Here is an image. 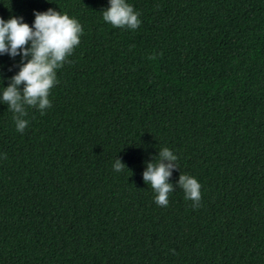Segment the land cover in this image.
Returning a JSON list of instances; mask_svg holds the SVG:
<instances>
[{"label": "trees", "instance_id": "trees-1", "mask_svg": "<svg viewBox=\"0 0 264 264\" xmlns=\"http://www.w3.org/2000/svg\"><path fill=\"white\" fill-rule=\"evenodd\" d=\"M126 3L136 29L104 21L110 0H0L83 28L22 133L2 100L22 54H0V264H264V0ZM165 147L167 207L143 178Z\"/></svg>", "mask_w": 264, "mask_h": 264}, {"label": "clouds", "instance_id": "clouds-1", "mask_svg": "<svg viewBox=\"0 0 264 264\" xmlns=\"http://www.w3.org/2000/svg\"><path fill=\"white\" fill-rule=\"evenodd\" d=\"M139 15L126 0H110V7L104 11L103 19L114 27L136 29L141 23ZM82 32L78 20L54 9L35 12L34 25L31 26L24 23L22 17H13L8 21L0 18V54H9L13 58L22 54L23 58L18 74L11 78L10 85L2 93L4 104L16 114L14 118L18 132L22 133L28 126V121L23 119L27 115L25 106L39 108L42 113L52 106L49 95L58 82L57 70L63 67L79 45ZM158 157V162L147 164L143 178L155 190L156 204L167 207L169 193L174 190L169 179L173 169L178 168L175 163L178 157L167 147L159 151ZM124 166L118 158L114 169L122 171ZM179 187L184 190L185 198L199 207L201 184L198 180L181 174Z\"/></svg>", "mask_w": 264, "mask_h": 264}]
</instances>
